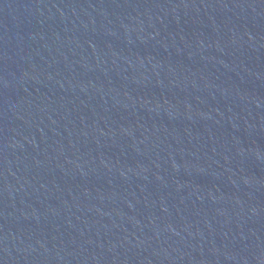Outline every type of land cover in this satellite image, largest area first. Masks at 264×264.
<instances>
[{"label":"water","instance_id":"1","mask_svg":"<svg viewBox=\"0 0 264 264\" xmlns=\"http://www.w3.org/2000/svg\"><path fill=\"white\" fill-rule=\"evenodd\" d=\"M0 264H264V0H0Z\"/></svg>","mask_w":264,"mask_h":264}]
</instances>
